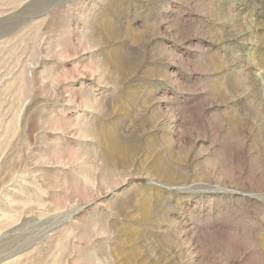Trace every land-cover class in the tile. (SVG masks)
I'll use <instances>...</instances> for the list:
<instances>
[{
  "label": "rangeland",
  "instance_id": "374dc122",
  "mask_svg": "<svg viewBox=\"0 0 264 264\" xmlns=\"http://www.w3.org/2000/svg\"><path fill=\"white\" fill-rule=\"evenodd\" d=\"M0 264H264V0H0Z\"/></svg>",
  "mask_w": 264,
  "mask_h": 264
}]
</instances>
